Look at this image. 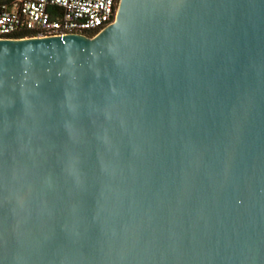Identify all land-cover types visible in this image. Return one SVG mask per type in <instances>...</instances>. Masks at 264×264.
<instances>
[{"label":"water","instance_id":"obj_1","mask_svg":"<svg viewBox=\"0 0 264 264\" xmlns=\"http://www.w3.org/2000/svg\"><path fill=\"white\" fill-rule=\"evenodd\" d=\"M0 264H264V0L0 39Z\"/></svg>","mask_w":264,"mask_h":264},{"label":"built area","instance_id":"obj_2","mask_svg":"<svg viewBox=\"0 0 264 264\" xmlns=\"http://www.w3.org/2000/svg\"><path fill=\"white\" fill-rule=\"evenodd\" d=\"M117 7L118 0H11L0 4V39L94 36L115 20Z\"/></svg>","mask_w":264,"mask_h":264},{"label":"trees","instance_id":"obj_3","mask_svg":"<svg viewBox=\"0 0 264 264\" xmlns=\"http://www.w3.org/2000/svg\"><path fill=\"white\" fill-rule=\"evenodd\" d=\"M9 1H11V0H0V4H2V3H9ZM29 35H30V33H21V34L17 35V37L18 38H22V37L29 36ZM86 35L88 37H91L93 35V33L92 32H89Z\"/></svg>","mask_w":264,"mask_h":264}]
</instances>
